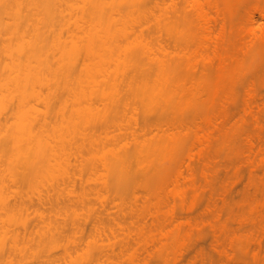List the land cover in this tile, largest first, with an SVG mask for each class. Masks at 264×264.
Listing matches in <instances>:
<instances>
[{"label": "rangeland", "instance_id": "374dc122", "mask_svg": "<svg viewBox=\"0 0 264 264\" xmlns=\"http://www.w3.org/2000/svg\"><path fill=\"white\" fill-rule=\"evenodd\" d=\"M257 2L264 5V0H145L126 10L128 24L142 33L132 39L133 46L166 57L175 67L166 80L155 83L150 77L147 85L124 91L126 107L111 108L105 95L94 98L95 107L108 105V116L106 124L93 131L102 143L90 154L82 149L84 162L90 156L93 167L80 169L71 156L65 167L74 181L56 179L53 172L45 181L60 191L73 185L72 194L85 199L84 205L75 206L83 229L68 227L59 235L46 253L65 258L49 262L32 256L36 230L15 227L16 244L24 248L18 264H68L70 256L83 261L89 254L102 255L100 264H264V120L257 124L243 111L251 82L259 102L264 99V49H257L251 35L258 28L250 15L259 18L251 8ZM166 15L183 16L181 30L171 34L164 25ZM222 22L225 61L216 55ZM204 25L212 32H205ZM202 30L211 40L201 36ZM98 64L93 70H100ZM87 74L80 72V80ZM111 89L108 82L101 88L107 94ZM153 100L157 111L149 114ZM135 118L142 125L135 128L142 153L133 143L127 145L132 153L127 177L117 179L116 171L102 162L123 142L106 140L105 135L133 130ZM192 123L206 134L210 131L209 138L201 130L196 135ZM171 135L174 141L168 140ZM34 201L35 207H46ZM29 221L35 223L37 217ZM239 222L253 225L241 228ZM94 224L105 228L108 238L99 236ZM2 238L0 264H11L14 239L11 233H1Z\"/></svg>", "mask_w": 264, "mask_h": 264}, {"label": "bare ground", "instance_id": "6f19581e", "mask_svg": "<svg viewBox=\"0 0 264 264\" xmlns=\"http://www.w3.org/2000/svg\"><path fill=\"white\" fill-rule=\"evenodd\" d=\"M142 2L145 0H0V234L11 233L14 239L15 246L9 258L11 264L19 263L24 250L16 244L19 234L15 227L22 225L36 230L38 238L30 247L32 256L49 262L64 257L46 253L59 235L68 227L83 229L85 222L75 206L84 205L85 199L72 194L73 185L67 191H60L49 188L45 181L48 180L46 174L52 172L56 179L74 181L75 175L65 167L71 164V156L80 169L93 167L89 162L90 156L84 162L82 149L90 154L102 143L93 131L103 127L108 116V105L104 103L99 109L94 106V98L105 95L110 99L111 108L117 104L126 107L128 102L123 99L124 91L147 85L150 77H154L155 83L166 80L169 71L175 67L166 57H158L149 50L133 46L132 39L139 38L142 33L133 30L128 24L130 15L124 13L142 5ZM251 8L262 20L260 22L259 18L250 14L251 21L258 23L257 30L251 32L252 41L261 50L264 49V5H252ZM164 18V25L171 34L181 30L183 16L166 15ZM207 28L205 32L211 31ZM202 31L201 36L211 40L208 37L212 35ZM217 34L216 55L220 60L224 56L225 61L226 55L221 52V40L226 39L224 22ZM217 34L214 37L218 39ZM217 48L215 45L214 50L217 51ZM97 63L100 67L98 71L93 70ZM83 70L88 73L84 81L79 77ZM107 82L112 86L108 94L101 90ZM250 84L243 111L260 124L264 120V97L260 103L256 87L252 82ZM151 102L153 104H149L146 111L149 114L157 111L156 101ZM160 111L163 112L161 106ZM144 122L147 123V120ZM134 124L136 126L129 132L112 135L111 138L105 135L106 140L123 142L120 150L112 151L102 162L107 169L116 171L117 179L127 177L128 160L132 154L127 145L133 143L135 148L140 145L135 128L142 125L136 118ZM191 125L197 128L198 123ZM199 130L201 127L196 135L203 132V135L210 136V131L206 134L207 130ZM66 132L68 139L64 135ZM203 135L201 139L207 140ZM168 138L174 141V135ZM138 153H142L140 147ZM189 156L191 160L193 155ZM34 198L46 207H35ZM33 216L37 217L35 223L29 221ZM246 224L248 226L249 223L239 222L237 227L246 228ZM250 224L248 228L253 225ZM93 226L99 236L108 238L105 228L97 224ZM3 245L2 238L0 257ZM70 257L68 264H100L102 255L89 254L83 261Z\"/></svg>", "mask_w": 264, "mask_h": 264}]
</instances>
